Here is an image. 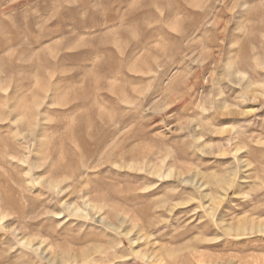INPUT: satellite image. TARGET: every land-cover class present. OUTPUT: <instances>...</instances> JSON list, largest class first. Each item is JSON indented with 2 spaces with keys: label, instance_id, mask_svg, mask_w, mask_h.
<instances>
[{
  "label": "rangeland",
  "instance_id": "obj_1",
  "mask_svg": "<svg viewBox=\"0 0 264 264\" xmlns=\"http://www.w3.org/2000/svg\"><path fill=\"white\" fill-rule=\"evenodd\" d=\"M0 264H264V0H0Z\"/></svg>",
  "mask_w": 264,
  "mask_h": 264
}]
</instances>
